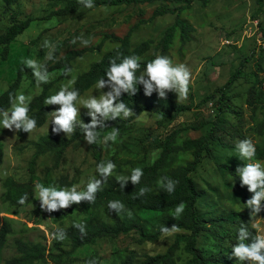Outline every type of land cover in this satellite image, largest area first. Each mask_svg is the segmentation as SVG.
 <instances>
[{
  "label": "rangeland",
  "instance_id": "rangeland-1",
  "mask_svg": "<svg viewBox=\"0 0 264 264\" xmlns=\"http://www.w3.org/2000/svg\"><path fill=\"white\" fill-rule=\"evenodd\" d=\"M69 1L73 0H0V33L8 29L15 20L33 18L35 22L17 42L13 43L8 60L3 61L0 56V95L10 87L20 68L23 81L17 97L23 94L31 101L41 93L44 85L55 80L57 82L50 90V96L62 87L72 88L78 76L87 72L101 59L103 54L114 49L118 44L107 42L101 53H86L73 62L69 73L62 75L63 70L52 72L48 74L49 82L43 84L37 83L33 75L34 70L25 67L23 61L31 59L38 65H44L49 61L47 58L49 52L54 54L57 50V59H60L70 51L96 46L104 34L124 37L131 27L141 21L145 23L140 24V28L134 31L132 46L135 47L144 41L152 40L154 44L143 57V59H150L165 30L174 24L176 18L175 14L168 13L152 20L154 12L157 10L173 11L179 7H185L181 16L195 28V31L190 34V40L184 46L177 36L167 56L173 60V63H184L190 69L189 95L187 99H184L178 97L175 92H168L166 100L158 98L155 92L151 96L141 95L139 104L148 110L125 130L114 128L119 129L115 141H109L105 145L102 138L98 149L93 150L82 136L67 150L59 169L48 175L45 169L52 167L53 161L49 155L42 157L38 162L34 179L35 195L25 207L13 206L3 200L6 192L5 181L9 177H14L19 181L28 180L29 162L35 153V142L41 136L53 134L69 138L71 134L67 136L63 132L59 134L52 132L53 125L50 123L52 112L43 127L36 128L35 131L22 138L18 137L14 131L2 128L3 125L0 124V147L4 151L3 163L0 166V212L2 217L11 220L13 228L3 249L0 264H6L7 259L18 254L15 244L17 238L52 246V231L85 221L88 217V214L77 211L58 221L34 215L33 211L40 207L35 188L37 183L44 186L57 185L58 178L68 176L70 180L76 181L74 186L77 190L83 191L89 179L98 178L97 165L102 161L111 160L116 164L115 170L108 179L129 177L133 169L151 165L161 152L151 146L152 138L165 137L179 128L195 127L207 121L208 117L213 115L215 106L212 108L209 103L203 102L204 98L215 93L218 99L220 96L218 89L227 83L231 73L238 69L241 61L246 56H250L252 52L255 53L245 65L242 78L229 94V101L224 109V116L230 125L239 127V134L236 139L225 137L224 143L227 144V148L213 144V150L217 161L229 166L234 172L238 165L243 166L244 163L249 162H244L238 157L235 147L238 141L250 138L256 150H264V136L258 133L260 125L264 122V108L253 116L252 109L247 105L252 86L256 84V81L264 83V49H261L258 44L264 35V7L260 8L257 0H208L207 4H203V0H192L191 3L178 0H158L150 4L112 8L83 7L67 16L40 20L51 12L64 8ZM79 36L88 39L90 44L84 46L79 40L72 43L73 39ZM45 41L54 47H45ZM2 50L3 48L0 47V54ZM108 90L107 87L103 89L105 92ZM92 95L97 97L102 95L96 89V85L77 102L78 106H81V119L84 122L91 120V117L88 115V109L82 106V101ZM260 104L264 105V98L260 100ZM173 105H189L191 109L174 116ZM49 106L52 110L59 107V105ZM209 128L210 125H206L199 130L184 131L178 144L181 145L187 139L199 138L207 133ZM114 129L104 136L109 135ZM189 160H191L189 153L174 154L166 171L184 165ZM261 163L264 164V161ZM194 179L202 198L199 212L203 218L221 220L222 218L226 220L233 218L237 221L236 224L224 223L225 228L213 227L215 234L205 233L203 235L199 245L208 256H231L232 247L238 243L237 230L241 223H246L253 234H264L262 211L253 218L250 215L251 210L245 208L244 195L251 198L253 193L247 190V186H239L231 171L221 172L211 159L205 157ZM234 181L235 184H233ZM121 214L127 221H146L152 228L156 227L161 219L154 212L139 208L126 210ZM95 217L102 222L109 221L108 214L104 210L96 212ZM36 221H40L41 224L35 225ZM177 234L165 235L158 242H147L143 245L135 241L138 236L133 232L117 239L99 238L77 249L70 256H65L63 262L121 264L131 252L139 257L144 254L165 253L173 244ZM64 247L70 248L67 244H64ZM54 248L55 252H58L56 245ZM178 259V264H191L190 256L184 249L178 253ZM224 264H248V261H239L233 257L232 261Z\"/></svg>",
  "mask_w": 264,
  "mask_h": 264
},
{
  "label": "trees",
  "instance_id": "trees-1",
  "mask_svg": "<svg viewBox=\"0 0 264 264\" xmlns=\"http://www.w3.org/2000/svg\"><path fill=\"white\" fill-rule=\"evenodd\" d=\"M156 1L158 0H94V8L101 6L112 8L131 6L134 4H150ZM178 1H185L187 3L192 2V0ZM207 2L208 0H203V4H207ZM257 2L261 6L260 8L264 7V0H257ZM83 7L84 6L76 0L69 1L64 8L59 9L57 12L53 11L40 20H50V18L55 16H67L76 13ZM183 10H185V7H179L173 11L157 10L154 12L151 18L152 20L168 13L175 14L176 18L174 24L165 30L161 41L155 47V52L150 59H143V57L150 51L151 46L154 44L152 40L144 41L135 47L132 46L134 31L140 28V24L145 23V21H141L131 27L124 37H119L115 34H104L96 46L70 51L66 56L60 59H57V50H55L53 59L49 60L43 66L48 74L63 70L62 75H65L69 73V71H67L68 69L72 70L73 62L86 53H101L107 42L117 43V47L103 54L101 59L93 64L87 72L76 78L72 88L79 90L80 100L87 91L96 85L100 78L104 76V78L107 79L105 71L109 66V61L117 56V52L123 54V56L136 55L141 57L142 71L146 62L154 59L157 55L167 56L177 36H179V40L182 46H184L190 40V34L195 31V28L181 16ZM33 23H35L33 18L19 21L15 20L8 29L0 33V47L3 48L0 56L3 61L9 59L11 46L33 26ZM261 39L262 41L258 44L261 49H264V35H262ZM254 53L255 52H252L250 56H246L241 61L239 68L231 73L227 83L222 88L218 89L220 93L218 99L215 93L204 98L203 102L211 104L212 108H214V106L216 108V111L214 108L213 115H210L207 121L195 127L179 128L165 137L152 138L151 146L157 150H161V152L154 163L141 168L143 169L144 175L139 184L133 185L129 180L123 190L119 185L118 179H107L102 189L97 193L94 203L88 204L87 202H81L79 205L72 204L67 209L52 213L44 212L40 207L33 211V214L36 216H42L54 221L67 218L75 211L86 213L88 217L82 222L86 225L87 235L81 238L79 230L72 224L62 227L67 233L66 238L62 242L53 239L52 246H47L42 242H31L25 241L22 238H17L15 244L18 254L7 259L6 264H70L69 261L66 263L63 262L65 256H70L77 249L91 244L96 239H117L120 236L128 235L133 232L138 236L135 239L138 244L143 245L147 242L155 243L165 236V234L160 231L161 227H171L173 224L178 226V231L175 232L178 234L173 244L165 253L155 255L144 254L142 257H139L131 252L124 258L121 264H178V253L183 249L190 256L191 264H224L227 261H232L233 257L229 255L208 256L203 249L200 248V240L205 233L215 234L213 227L217 228V226H221V228H225L224 223L229 222L236 224L237 221L233 218L227 219L229 221H227L226 218H222V220L219 218L206 219L200 215L199 205L201 203L200 199L202 198L194 175L198 172L205 157H208L219 167L221 172L225 173L231 171V174L240 186V179L236 173L231 170L229 166L217 161L214 155L213 144L219 145L222 148H227V144L224 143L225 137L236 139L237 134H239V127L230 125L226 116H224V109L229 101V94L242 78L241 76L245 65ZM117 62H119V60ZM20 69L10 87L0 95V108L2 109L9 110L15 102V98L17 97L23 81ZM137 74L139 75L140 73ZM56 82L57 80L44 85L41 93L31 100L29 115L36 119L37 128L43 127L51 114L52 107L45 105V100L50 96V90ZM263 86V81H256V84L252 86L249 93L247 105L252 109L253 116H255L261 108H264V105L260 104V100L264 98ZM143 94V86L141 85L136 95L129 96L127 93L122 95L121 99L132 108L134 112L133 115L126 120L117 118V120L106 121L108 127L98 129L100 132V139L97 143L90 145L93 150L98 149L103 136L108 131L116 127L125 130L132 122L138 119L143 112L148 110L145 106H140L139 104V98ZM173 109L175 113L174 116H176L182 112L189 111L191 106L173 105ZM89 122L90 120L85 121V123ZM206 125H210L207 133L196 139L184 140L181 145L178 144V140L184 131L191 129L199 130ZM258 130V133L264 136V122L260 125ZM17 135L22 138L28 135V133L20 131ZM83 135L81 129L78 128L69 138L53 134L41 136L35 142V153L29 162L28 180L19 181L14 177H9L4 183L6 192L3 195V200L13 206H27L35 195L34 179L36 177L38 162L41 158L49 155L53 161L52 167H47L45 169L46 175L56 171L64 161L67 150ZM178 153H189L191 155V160L187 161L184 165L166 171V167L172 156ZM3 157L4 151L0 147V166L3 163ZM254 159L258 162H263L264 150H257ZM162 177H167L179 182L176 185L174 193L168 194L164 190L161 186ZM56 182L58 186L67 187L69 189L76 183L75 180H70L68 176H61ZM141 188H147L148 192L145 196L138 197ZM25 194L29 197L28 201L23 205L18 204L17 201ZM244 198L245 202L249 199L247 195H244ZM112 200H120L123 202L126 210L143 209L148 212H154V214L160 216L161 219L154 228L148 225L146 221H127L123 218L121 213L116 214L114 211L111 212L108 209V202ZM180 203H184L185 210L179 218L175 219L173 218L175 208ZM102 210L107 212L109 218L108 222H102L95 217V213ZM262 214L264 216V210H262ZM40 224V221H36L35 223V225ZM12 231L11 220L7 217H2L0 212V263L2 261L3 249ZM54 231H52V234ZM64 244L69 245L70 248L66 249ZM55 245L57 246L58 252H55Z\"/></svg>",
  "mask_w": 264,
  "mask_h": 264
},
{
  "label": "clouds",
  "instance_id": "clouds-1",
  "mask_svg": "<svg viewBox=\"0 0 264 264\" xmlns=\"http://www.w3.org/2000/svg\"><path fill=\"white\" fill-rule=\"evenodd\" d=\"M86 8H94V0H78ZM79 40L84 46H88L90 41L82 36L75 37L72 43ZM45 47H54L45 41ZM47 58L53 59V54L48 53ZM119 60V62H117ZM25 67L34 70L33 75L38 84L48 83L49 75L43 65H38L36 61L27 59L23 61ZM142 60L136 55L123 56L117 52V56L109 61V66L105 71L107 79L100 78L96 83V89L102 93L99 97L92 95L82 101V106L88 109L91 117L89 123L81 119V106L77 102L80 97L78 89L62 87L57 93L49 96L45 100V105H59L52 110L50 123L52 132L59 134L65 133L67 136L76 132L79 128L83 133L84 140L89 144H95L100 139L98 129L107 128L106 121L117 120V118L127 119L133 115V110L122 99V95L127 93L134 96L139 91V86H143L146 96H151L154 92L160 99H167L168 92H175L178 97L187 99L191 84V71L184 63H173V60L166 55H157L154 59L146 62L141 71ZM39 69V70H37ZM67 71H71L68 69ZM137 73H140L139 75ZM108 88V91L103 89ZM16 102L11 111L0 108V124L2 128L19 133L20 131L28 134L37 128V121L30 113V99L20 94L15 98ZM119 129H114L109 135L103 137V144L115 141ZM236 150L238 157L248 163L236 167V175L240 179V186H247V190L253 195L249 198L245 208L251 210L250 215L255 218L264 210V164L256 161V146L250 138H245L237 142ZM116 164L109 160L97 165L98 178H91L85 185V190L78 191L75 186L70 189L56 184L44 186L37 183L35 188L40 201V208L44 212L52 213L67 209L72 204L79 205L81 202L88 204L94 203L97 193L102 189L103 183L112 175ZM143 169L135 168L130 177H119L118 182L124 190L130 180L133 185L139 184L143 177ZM179 182L167 177L161 178V186L168 194L175 191ZM235 184V181L233 182ZM147 188H141L138 197L145 196ZM29 197L27 194L22 196L17 203L25 204ZM108 209L116 214L126 211L125 205L120 200L108 202ZM185 210L184 203H180L175 208L173 218H179ZM131 212L129 211V216ZM73 226L79 230L81 238L87 235L86 225L83 222L74 223ZM160 231L165 235L174 234L178 231V226L173 224L171 227H161ZM67 233L62 228H57L52 239L62 242ZM237 244L232 247L231 256L239 261H248V264H264V234H253L246 223H241L237 230ZM250 241V242H249Z\"/></svg>",
  "mask_w": 264,
  "mask_h": 264
},
{
  "label": "built area",
  "instance_id": "built-area-1",
  "mask_svg": "<svg viewBox=\"0 0 264 264\" xmlns=\"http://www.w3.org/2000/svg\"><path fill=\"white\" fill-rule=\"evenodd\" d=\"M229 43V41H227ZM211 105V104H210ZM212 106V105H211Z\"/></svg>",
  "mask_w": 264,
  "mask_h": 264
}]
</instances>
